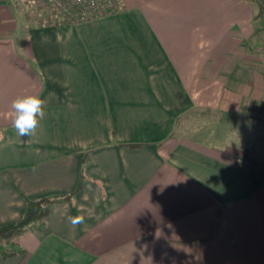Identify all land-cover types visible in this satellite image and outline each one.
Listing matches in <instances>:
<instances>
[{"label": "crops", "instance_id": "crops-1", "mask_svg": "<svg viewBox=\"0 0 264 264\" xmlns=\"http://www.w3.org/2000/svg\"><path fill=\"white\" fill-rule=\"evenodd\" d=\"M23 2L0 0V226L82 184L0 264H264V0H113L43 26ZM25 92L45 114L21 137Z\"/></svg>", "mask_w": 264, "mask_h": 264}, {"label": "trees", "instance_id": "trees-1", "mask_svg": "<svg viewBox=\"0 0 264 264\" xmlns=\"http://www.w3.org/2000/svg\"><path fill=\"white\" fill-rule=\"evenodd\" d=\"M108 5V7L111 8L114 3ZM61 21L73 22V20L67 16H62ZM58 22L60 21L56 20V23ZM81 184L82 182L80 180L76 189L69 194L47 195L34 199L25 198V208L21 219L0 226V260L15 255L20 250H17L18 248L15 240L25 233L34 223L45 217L54 203L71 200L80 190Z\"/></svg>", "mask_w": 264, "mask_h": 264}, {"label": "clouds", "instance_id": "clouds-1", "mask_svg": "<svg viewBox=\"0 0 264 264\" xmlns=\"http://www.w3.org/2000/svg\"><path fill=\"white\" fill-rule=\"evenodd\" d=\"M44 114V101L37 94L20 93L11 100L12 128L21 137L33 135ZM84 221L83 215L69 218V223L73 228L82 225Z\"/></svg>", "mask_w": 264, "mask_h": 264}, {"label": "built area", "instance_id": "built-area-1", "mask_svg": "<svg viewBox=\"0 0 264 264\" xmlns=\"http://www.w3.org/2000/svg\"><path fill=\"white\" fill-rule=\"evenodd\" d=\"M41 2L45 11L54 13L49 17V23H54L55 16L59 19L67 16L73 22L91 20L106 12L108 10L106 6H109L104 5L101 0H41ZM261 26L264 30V15Z\"/></svg>", "mask_w": 264, "mask_h": 264}, {"label": "rangeland", "instance_id": "rangeland-1", "mask_svg": "<svg viewBox=\"0 0 264 264\" xmlns=\"http://www.w3.org/2000/svg\"><path fill=\"white\" fill-rule=\"evenodd\" d=\"M27 2L21 3L19 11L22 12L24 23L27 26H43L48 24H54L60 21L57 16H55L54 23H49V17L54 13H49L42 7L41 0H26ZM105 5L111 4L113 0H101ZM111 2V3H110Z\"/></svg>", "mask_w": 264, "mask_h": 264}]
</instances>
